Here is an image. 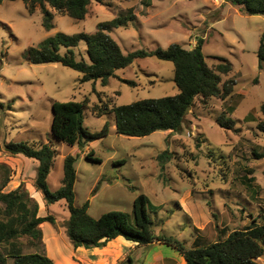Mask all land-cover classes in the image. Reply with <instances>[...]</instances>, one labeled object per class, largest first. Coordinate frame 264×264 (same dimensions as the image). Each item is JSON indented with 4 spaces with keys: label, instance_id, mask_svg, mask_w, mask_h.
<instances>
[{
    "label": "rangeland",
    "instance_id": "obj_1",
    "mask_svg": "<svg viewBox=\"0 0 264 264\" xmlns=\"http://www.w3.org/2000/svg\"><path fill=\"white\" fill-rule=\"evenodd\" d=\"M146 1H93L84 19L46 5L54 24L48 30L42 25L46 13L39 7L30 13L22 0L0 2V190L7 192L23 183L35 198L37 162L9 154L4 144L43 142L56 152L47 176L52 191L61 185L63 157L77 154L74 205L88 200L92 217L111 209L130 212L134 197L143 193L149 205L159 206L156 212L147 210L154 232L189 245L197 238L211 242L252 222L264 223V156L254 154L264 153V132L257 128L258 121L264 120L259 110L264 102V64L259 68L257 56L264 16L245 14L223 0H149L148 5ZM131 13L135 17L127 25L109 32L124 53L165 48L170 43L190 49L202 37L208 66L215 68L220 58L231 62V71L221 74L222 81H236L231 95L224 100L198 97L179 132L127 136L116 133L111 107L178 93L171 61L138 58L103 83L100 79L81 81L77 70L60 63H29L24 56L29 46L56 32L92 33L98 22ZM74 50L78 58L87 59L84 41ZM53 100L83 101L84 124L93 131L106 124L107 135L82 149L55 138L51 132ZM228 106L234 110L228 112ZM103 108L108 113L99 115ZM249 113L253 120H247ZM221 114L234 120L232 128L218 124ZM90 150L100 162L85 157ZM164 151L168 158L159 157ZM40 206L38 215H50L54 227L68 238L65 201L46 205L42 200ZM20 240L23 252H44V244L26 236ZM143 248L145 255L156 249L168 257L177 252L165 244ZM136 254L132 253V259ZM145 255L133 264L143 263ZM256 261L264 264V254ZM3 264H12V259L6 258Z\"/></svg>",
    "mask_w": 264,
    "mask_h": 264
},
{
    "label": "trees",
    "instance_id": "obj_2",
    "mask_svg": "<svg viewBox=\"0 0 264 264\" xmlns=\"http://www.w3.org/2000/svg\"><path fill=\"white\" fill-rule=\"evenodd\" d=\"M22 1L30 13L37 7L46 13L42 25L48 30L54 24L52 14L46 5L60 14H66L74 19H84L91 2L105 0ZM148 1L145 2L146 5L149 4ZM223 1L230 2L245 14L264 16V0ZM134 17L135 15L131 13L100 21L92 33L56 32L37 45L29 46L24 56L29 63H60L77 70L81 73V81L100 79L103 83H106L110 76L115 75V70L130 65L138 58L154 56L171 61L174 66L173 81L178 93L111 107L116 133L127 136H145L158 130L179 132L187 114L186 108H191L198 97L202 101H206L209 97L224 100L231 95L236 81L233 78L222 81L221 74L230 72L232 64L227 59L220 58L222 62L215 68L208 66L202 51V37H199L190 49L184 48L179 43H170L165 48L157 46L154 49H136L124 53L109 32L113 28L127 25ZM81 41L86 44L87 59L78 58L74 50ZM257 56L259 68H262L264 30L259 38ZM124 81L131 85L135 84L131 80ZM51 107L52 135L69 145H76L82 149L89 142L108 133L106 124L99 131L90 130L84 124L83 101L53 100ZM228 107V112L234 110V106ZM259 110L264 113V102L261 103ZM106 113H108L107 108H103L99 115ZM252 117L253 115L247 120H253ZM217 122L221 127L229 129L234 125V120L225 118L223 114L217 117ZM257 128L264 132V120L258 121ZM4 150L11 155L24 156L37 162L33 186L41 193L46 205L59 200L65 201L69 211L65 232L73 249L79 246L101 247L109 240L123 236L136 242L137 245H148L154 241L164 243L181 253L186 264H259L256 259L264 254V223L252 222L246 227L233 229L224 238L211 242H203L197 238L190 245L175 236L155 233L153 220L147 210L149 208L156 212L159 206L149 205L148 198L143 193L134 197L130 212L111 209L97 217H92L88 213V200L82 205H74L77 154H67L63 157L61 185L52 191L48 188L47 176L53 166L56 152L48 143L11 141L4 144ZM93 154L94 151L90 150L85 157L100 162ZM166 154L167 152L164 151L159 157L168 158ZM254 154L257 158L264 156V153L254 152ZM123 162V160L117 161L119 164ZM0 202L3 204V208H0V264H3L6 258H11L12 264H55L44 252H23V242L20 240L22 236L43 245L40 224L43 221L54 224L50 215H38V202L29 195L23 183L7 192L0 190ZM117 264H132V258L127 256Z\"/></svg>",
    "mask_w": 264,
    "mask_h": 264
},
{
    "label": "crops",
    "instance_id": "obj_3",
    "mask_svg": "<svg viewBox=\"0 0 264 264\" xmlns=\"http://www.w3.org/2000/svg\"><path fill=\"white\" fill-rule=\"evenodd\" d=\"M34 191V197L38 201L39 207H41L42 195L39 191ZM40 227L42 230L44 253L55 264H117L127 256L131 257L133 252L137 253L135 259L141 260L146 251L143 248L144 246L164 244L154 241L148 245H137L136 242L128 240L123 236H117L101 247L84 248L79 246L73 249L69 245L68 238L64 236L65 233L56 229L49 221H43ZM174 250L177 251L176 249ZM175 253L174 257H168L162 254L159 249H156L150 254L147 252L141 264H186L183 255L178 251ZM135 259H132V264Z\"/></svg>",
    "mask_w": 264,
    "mask_h": 264
},
{
    "label": "water",
    "instance_id": "obj_4",
    "mask_svg": "<svg viewBox=\"0 0 264 264\" xmlns=\"http://www.w3.org/2000/svg\"><path fill=\"white\" fill-rule=\"evenodd\" d=\"M189 107L186 108V111H188ZM173 133H175V131H172Z\"/></svg>",
    "mask_w": 264,
    "mask_h": 264
}]
</instances>
